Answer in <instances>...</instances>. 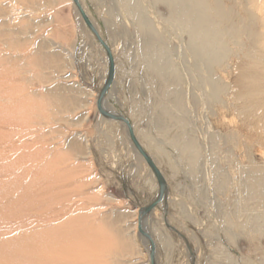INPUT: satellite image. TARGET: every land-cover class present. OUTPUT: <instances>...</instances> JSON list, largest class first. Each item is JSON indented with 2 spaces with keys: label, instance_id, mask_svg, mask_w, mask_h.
<instances>
[{
  "label": "rangeland",
  "instance_id": "1",
  "mask_svg": "<svg viewBox=\"0 0 264 264\" xmlns=\"http://www.w3.org/2000/svg\"><path fill=\"white\" fill-rule=\"evenodd\" d=\"M83 2L116 61V84L107 102L134 123L138 136L161 148L168 196L158 207L160 225L179 233L189 257V239L173 226V205L178 216L189 213L178 223L197 245L213 243L214 234H222V242L233 246V264H251L248 260L256 256L249 247V233L240 227L248 218L238 208L246 206V200L231 183L228 168L231 145L225 137L208 136L207 121L215 117L214 108H203L201 101L192 107L200 137L207 138L201 143L206 160L223 164L225 177L208 163L200 173L205 186L194 188L200 175L170 145L174 133L169 123L159 129L154 114L160 108L153 107L141 88L145 72L137 47L114 38L97 1ZM84 26L90 31L72 0H0V263L150 264V244L138 230L139 211L156 199L159 186L148 165L147 169L137 161L124 136L120 138L119 129L103 122L98 112V95L109 68L104 49L91 31L96 45L87 40ZM184 90L195 94L193 86ZM171 108L170 103L163 106L166 112ZM252 146L254 159L264 163V150ZM235 155L239 163L246 161L242 146ZM248 206L260 210L251 209L252 202ZM228 211L240 216L232 219Z\"/></svg>",
  "mask_w": 264,
  "mask_h": 264
},
{
  "label": "bare ground",
  "instance_id": "2",
  "mask_svg": "<svg viewBox=\"0 0 264 264\" xmlns=\"http://www.w3.org/2000/svg\"><path fill=\"white\" fill-rule=\"evenodd\" d=\"M95 1L104 11L105 21L113 29L114 38L123 40L125 45L134 43L137 47L140 53L139 59L142 62L141 67L145 72L141 88L150 97L153 107L160 108L154 114L158 120L159 129L165 130L164 124L169 123V128L174 133L170 145L189 161L193 172L200 175L197 177L198 184H201L200 188H203L206 182L204 174L203 177L200 174L201 168L208 166V163L215 173L218 172L225 177L222 171L223 164L221 166L214 158L210 162L206 160L201 143L207 138L202 140L200 137L199 119L197 120L192 107L201 101L203 108H214L212 109L216 118L207 121L208 136H211L213 140L218 136L225 137L227 143L231 145V157L228 159L230 163L228 168L233 174H231V183L236 186L237 192H241L246 200V206H236L239 211H244V215L248 218V223H244L240 227L249 233V247L253 255L256 256L255 259H250L248 262L264 264V163L256 161L252 154L255 151L253 144L264 150V0ZM78 2L87 17L90 18L96 31L100 33V29L93 23L83 0H78ZM7 20L9 22V19ZM84 30L87 40L95 46L93 35L85 26ZM104 59L107 66L105 54ZM113 60L114 80L102 106L108 113L122 116L107 102L116 84L117 71L114 57ZM108 74L109 71L105 80ZM185 86L187 88L193 86L195 94L185 93ZM168 103L173 106V109L166 112L163 106ZM102 119L109 126L119 129L120 136H124L137 161L148 169L147 163L131 142L132 140L130 141L127 127L123 123ZM129 123L134 137L167 182L163 169L164 162L160 158L161 148L153 145L144 135L141 136V133L138 136L134 123L132 121ZM234 127L243 130L238 132L239 128L236 131L233 129ZM217 128L220 130L218 133L215 131ZM241 136L243 137L241 138ZM238 146H242L245 150L244 159L246 158V161L243 160L245 164H241L243 161L241 163L237 161L235 150ZM209 151L208 153H210ZM222 154L220 153V155ZM239 157L241 158V156ZM150 176L157 186L158 182L152 171H150ZM158 192L159 188L155 198H157ZM201 192L203 198H206L207 193L203 189ZM163 202L156 206L142 222L144 229L148 220L152 221L151 230L147 233L155 245V258L157 250L155 231L157 228L159 230L161 226L160 223H157L158 218H162L158 207L160 205L162 207ZM249 202H252L253 205L251 209L258 206L260 210H249ZM234 213L229 212V217L238 219L239 213L236 215ZM225 233L232 236L231 228H226ZM7 235L5 234V236ZM165 236L167 237V235ZM142 240L148 244L146 239L142 238ZM235 245L237 248V244ZM148 249L150 250V246ZM192 252L197 258L196 251ZM187 254L189 255L188 251ZM190 259L192 260L191 257ZM0 264L5 263L1 262Z\"/></svg>",
  "mask_w": 264,
  "mask_h": 264
},
{
  "label": "crops",
  "instance_id": "3",
  "mask_svg": "<svg viewBox=\"0 0 264 264\" xmlns=\"http://www.w3.org/2000/svg\"><path fill=\"white\" fill-rule=\"evenodd\" d=\"M193 187L200 188L199 184H197L196 181L194 182ZM184 213L189 214L187 211H183L181 212L180 216H178L179 213L174 210L172 205L171 214L174 216L173 226L176 229H178L182 235L187 237L189 239V242H191V246H190L188 240L185 239V242L187 243V250L192 260L190 259V257L186 255L185 248L183 247L180 238L181 236L179 235V233L176 230H173L172 232L166 231L162 226H160L159 230L157 228V230L155 231V235L157 239V250H156V258H155V260L157 261L155 262L159 264H233L232 261L233 258L231 254V252L234 250L233 246L227 244L225 245L222 242V234L219 235L215 233L214 234L215 242L213 243L210 241V243L204 242L197 245L194 238H192L188 233L181 230L178 222L181 218L183 220H187L186 217L183 215ZM187 218L189 220L191 219L189 215H187ZM157 223L161 224L159 219L157 220ZM199 227L200 226H198L197 229L201 228ZM164 234L167 235V237ZM203 239L206 240V237L205 238L203 237ZM191 247H193L195 251H197L198 253L196 259H194L192 256L193 252Z\"/></svg>",
  "mask_w": 264,
  "mask_h": 264
},
{
  "label": "water",
  "instance_id": "4",
  "mask_svg": "<svg viewBox=\"0 0 264 264\" xmlns=\"http://www.w3.org/2000/svg\"><path fill=\"white\" fill-rule=\"evenodd\" d=\"M72 1L74 2V4H75L79 14L81 15L82 19L84 20L85 24L90 29V31L94 34L96 40L99 42V44L104 49V51L106 53V56H107V60H108L109 74H108L107 81L105 82V85L103 86V88H102V90H101V92L99 94L98 100H97L98 112L103 118L108 119V120H114V121L121 122L127 127L129 136H130L135 148L141 154V156L143 157V159L147 163L148 167L151 169V171L155 175V177L157 179V182H158L159 192H158L157 198L153 202H151L147 207L143 208V210H141L139 212V220H138L139 233L150 244V250H149L150 264H156V262H155V248H154V244H153V241H152L150 235L143 229L142 222H143L144 218L156 206H158L160 203H162L165 200V198L167 196L168 188H167V185H166V182H165L164 178L160 174V171L158 170V168L156 167V165L154 164V162L152 161L150 156L142 149V147L140 146V144L138 143V141L134 137V134H133V131H132V127H131L129 121L126 120L124 117H122L120 115H115V114L108 113L107 111H105L103 109V106H102L103 100L106 97V95L108 93V90H109V88H110V86H111V84H112V82L114 80L115 68H114L113 56H112L110 48L102 40V38L100 37V35L98 34V32L96 31L94 26L92 25V23L88 19L86 13L82 9V7H81L80 3L78 2V0H72Z\"/></svg>",
  "mask_w": 264,
  "mask_h": 264
}]
</instances>
